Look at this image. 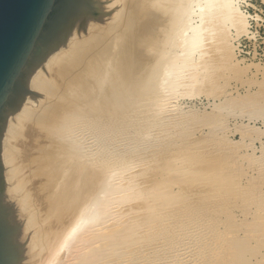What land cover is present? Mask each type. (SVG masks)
Instances as JSON below:
<instances>
[{
	"label": "bare ground",
	"instance_id": "obj_1",
	"mask_svg": "<svg viewBox=\"0 0 264 264\" xmlns=\"http://www.w3.org/2000/svg\"><path fill=\"white\" fill-rule=\"evenodd\" d=\"M152 1H154V3H150L151 0L150 1L147 0L146 3L149 2V4L146 5V7L147 6L149 8L154 7V8L158 9V10H156V9L154 10L153 9V12L156 11V13H157L159 11V14H160L159 16H161L160 24L162 26V30L164 29L163 32H161L162 33V38L158 40L159 42L156 39V37H157L156 35H154V36L149 38V45H150L149 48L151 49V51H154V52L157 51L158 52L159 49H160V45L161 46L163 45L162 42H167L168 38H170L169 36H170V33H171L172 29H174V30L176 29V31L174 33H176V32L178 33V31H177V30H179L178 28H180V30H181L182 28L185 27V25L187 26V24L189 22L190 11H191V9H193V5H195L197 1L196 0H152ZM118 2L119 3L121 2L123 7L121 6L122 7L121 11L116 13V18H119V20H117V21H120L124 17H125V19H127V14H126L127 12H125V9L127 8L126 7L127 3H124L122 0H117V1H115V4L118 3ZM155 2H158L157 6H155V4H156ZM139 3H141V2H139ZM234 4H235L234 0H205L204 3L198 4V7H199L200 12H201L199 14V16L200 15L202 16V17L200 16L201 18L199 17V20L201 21V24H198L195 29L193 28L194 31H193L192 35H187L184 38H182V40H181V44L180 45L183 48V53L184 54H182V56H183L184 59L182 58L181 61H176L178 59H176V58H175L176 60L175 59H171L172 57L170 55H168V56L166 55V57H164L165 55L163 56V54H161V56L158 57V60L156 61V63L153 65V72L151 73V76L147 77L146 83L144 82L143 86H146V84L148 86V84H149L148 81L150 79H152V81L150 80V84H151V82L154 83L155 79H156V73L158 72V69H162V67L164 69H166L168 72L171 71V70H174V73H176L178 71H182L181 69H183V68H185V67H187L189 65L190 58H192L191 56L194 55L193 53L197 52L198 48L200 46H202V45H199V44H201L202 41H204L203 40V36H204L203 29L205 28L204 27L205 23H208L205 20L207 18H205L204 15L207 14L210 10L213 12V10L217 8V12H219L218 14H221V17L224 20V22H228V21L234 20L235 16H236V18L240 17V18L244 19L245 16L244 17L242 16V13L239 12V9ZM214 6H216V8H213ZM212 8H213V10H212ZM141 10H143V8ZM212 12L210 13L211 15H212ZM216 13H215V10H214L213 14H216ZM210 14L208 13L209 17H210ZM239 14H240V16H239ZM157 17H158V15H157ZM218 17L221 18L220 16H218ZM218 17H216V18H218ZM210 18H211V20L213 19L212 17H210ZM216 18L214 17L215 20H216ZM218 20L219 19H217V21ZM125 22H126V24H128L127 20ZM132 22H131V24H132ZM137 22H138V20H137ZM212 22L213 21H210V23H212ZM220 22H221V19H220ZM214 24H212V25H214ZM217 24H218V22H217ZM123 30H124V28H123ZM119 32H117L116 29L114 30V28H112V27H110L108 30L104 29L102 26H98L97 25V21H94L91 25L88 26L87 36L82 34V39H81L79 36L73 34L72 37L69 40L68 48H61L59 50V57H54V58L50 57L47 60V62L45 63V68L41 67L33 75V77H31V88L33 90H35L36 92H38L39 94H41V96H44V97L47 96L48 97V101L45 100V99L42 100V102H46V103L41 105V101H38V100L33 99V98H27L25 104L20 109V111L17 113V121L16 122L12 121V120L8 121L6 132H5V136L3 138V148H2L3 162H5L6 166L10 165L11 161H14V158L12 159L13 155L9 154V153H12V152H9L10 149H11V148H9V141H11V140L12 141L10 142V144L13 142V145L14 146L16 145V148L18 147V148L25 149L27 154H32V152L35 154V155L32 154L31 156L29 155V158L26 160V162H22V166L19 167L20 170L22 172H24L28 176L26 178L25 177L26 175H25L24 176L25 178H21L20 183L18 182L17 186L13 185L12 178L9 176V171L8 172L6 171V174H7L6 178H7V182H8L7 183L8 187H7V190H6L7 199L9 201L13 202V198L16 196V193H22L23 189H25V186L27 185V183L29 184L31 182L32 186L34 185L32 187V190H29V189L27 190L26 189L25 193L23 194L24 197L22 196L24 198L23 202H24L25 208L28 210V208L30 209L31 206H32V208H34L36 206L41 207V209L37 210V211L35 210V208L33 209L35 211L32 213L31 218L24 217L22 215V213H21V209L18 211V215H17V217H22L24 219V221L26 222L25 240H30L29 247H28V250H27V254H26V257H25V260H30L28 264H53L58 259H59V261H58L59 263L58 264H113V261L110 262L111 260H114V259H112L110 257L111 254H112V257H113V255H115L116 258L115 257L114 258L117 259V261L119 260L120 264H121V262H122L121 258L122 257L124 258V255L126 256V253L128 252V251H125L127 248H129L131 245L132 246L138 245L140 243L139 242L140 240H141V242L144 241V240L146 241L145 238H143L144 240L143 239L139 240L140 237H136V236H138V234H140L139 233V229H140L141 226H139V221H132L133 218L132 219L128 218L132 223L131 222L130 223H126L125 221L126 220L128 221V219H126L127 214L125 216L124 212L120 213L119 210L116 211V209L119 206L123 205L124 203L126 204V202L128 203L133 198L139 199L138 197H140V196H138L137 193L136 194L133 193V191L136 189V187L134 189V187L131 184V182L122 183V184L118 183L117 184L116 181L119 180V177H120L119 174H121L124 169H127L129 167L127 161H125L124 158H123V153H124V150H125L126 142H128V141H126L128 139V136H126V135H128L127 134L128 133L127 129H128V126H130V125H128L129 121L132 122V123L130 122L132 125L134 124V126H133L134 130L132 129V127H130L132 130H130L129 132L132 131L131 133L132 134H136V135H137V133H139V135H138L139 139L141 137H143V136H144L143 138H145V136L146 137L149 136L150 132H151L150 135L152 137L153 129H155V127H157L158 124H157L156 121H153L148 126V124L144 123L145 124L144 125L142 123V121L141 122L138 121L140 123V124H138L136 122L137 125L139 126V129H138V126L137 127L135 126L136 123H133V122L136 121V118H137L138 114L137 115L136 114L133 115L132 113L136 112V110H138L136 108L139 105V103L137 102L138 104H133L135 109H133L131 112H129L127 107H126L124 86L128 85L127 83L130 81L129 80L130 76H131V78H133L132 81L134 79L137 81L135 76H138V73H139L138 72L139 71L138 70V68H139L138 66H140L139 61L141 59L139 60V58L137 57V55L135 53L133 54V57L130 55L132 58L129 57L128 59H123L122 58V52L119 53L120 49H118L117 53L112 51V50H114V47L113 48L111 47L112 48V50H111V48L109 46H111L114 43L117 44L118 41H117V36H116L117 34L116 33L120 34ZM217 34L219 36V33H217ZM221 37H223V36L221 35ZM120 38H121V36H120ZM214 39H215V37H214ZM220 40L223 41L222 38H220ZM217 41H219V38H218ZM169 42L172 44V40H169ZM120 44H121V42H120ZM100 46H101V48H99ZM116 46H117V48L120 47L119 45H116ZM116 46H115V48H116ZM172 46H174V45L172 44ZM129 47H131V46H129ZM124 48H126V47H124ZM228 48H229V46H228ZM124 54H125V52H124ZM226 54H227V51H226ZM228 55H229V53L227 54V56ZM154 62L155 61L153 60L151 63H154ZM205 62H206V60H203V61L199 62L200 71L197 69V67L194 68V69H197L199 71L198 73H199V75L201 74V76L204 73L203 71L205 70V68H207V65L209 63V62L208 63L206 62L207 63L206 64ZM77 66H79L81 69L82 68L85 69V72L88 74V76L92 77V79H94V78L98 79L99 89L96 90L93 93L94 95L91 96L92 100L90 102L82 101L81 98H82L83 94H86L87 92H89L88 89H90V88L87 89L85 87L86 86H90L89 83L92 80H89L88 84H84L85 82L83 83V82L80 81V80L83 79L84 76H81V78H82L81 79V78H76L78 75L76 77L74 75V77L76 79L73 77V79L70 78V81L69 80L66 81L67 82L66 83L67 86H63L65 84H62V83H61L62 86H60L61 84L59 86H52L46 80L45 73L47 74V73H51L52 72L55 76L52 75V74L51 75L56 77V78H54L56 80V82H61L62 81L61 79H64V78H66L68 76V74H71L72 73L71 69H72V71H74V68L77 67ZM80 68H79V70H80ZM76 69H78V68H76ZM207 69H206V71H207ZM263 69H264V67H263ZM79 70H77V71H79ZM255 70H257V69L255 68ZM110 71H113L114 73H117L116 76H111V75H115V74H111L110 75V73H111ZM69 72H71V73H69ZM80 72H81V70H80ZM82 72H84V71H82ZM85 72H84V74H85ZM129 72H130V75H129ZM195 72H197V71L195 70ZM212 72H213V70H212ZM244 72H242V73H244ZM257 72H260V71H257ZM171 73H172V71H171ZM224 74H225V72H224ZM81 75H83V74H81ZM190 75H189V77H191ZM192 76L195 77V78L197 77L196 75L194 76V74ZM173 77H174V75H173ZM207 77H209V76H207ZM86 78L88 79V77H86ZM195 78H193V79H195ZM203 78H204V76H203ZM87 79H85V80H87ZM167 80H168V78H167ZM197 80L201 81L200 78L197 79ZM197 80L195 79L196 82H199ZM201 82H203V80ZM201 82H199V83H201ZM64 83H65V81H64ZM75 83L78 84V86L74 85V87H73L72 85L75 84ZM137 83L138 82L135 83L136 86L138 85ZM177 83H179V79H178ZM150 84H149V86H150ZM202 84H200V85H202ZM167 85L168 86L169 85H172V86L174 85L175 86V84H174V82H172V80L169 83L167 81ZM257 85H259V84H257ZM92 86H94V85H92ZM154 86H156L155 83L152 86V88H154ZM152 88H148V90H150ZM249 89H250V86H249ZM91 90H92V87H91ZM102 91H105V93L102 92ZM153 91L155 92L156 90L153 89ZM259 91H262V90H259ZM102 93H103V95H102ZM175 94H176V92H175ZM249 94H251V93L249 92ZM260 94H261V92H260ZM101 95L104 97V100H101V98H100ZM89 96L90 95H88V97ZM168 96H169V93H168ZM248 96H250V95H248ZM95 98H98V100H101V102L99 103L97 108H95L93 105H91L92 102H96V101H94ZM164 98H165V100L167 99L168 101L170 100L172 102L173 98L176 99L178 97L174 95V96H170L169 98H166V97H164ZM164 98H163V100H164ZM160 99H162V98H160ZM258 99L259 100L260 99L263 100L264 98H260L259 97V98H257V100ZM230 100H232V99H230ZM36 101L39 103V105L37 107H40V109L38 111L35 110L34 107H32L35 104ZM156 101H154V104H155ZM170 101L169 102L166 101V102L168 104H170ZM245 101H246V99H245ZM248 101H250V105L251 104L259 105L258 102H260V101H255V99H254V102H255L254 103V102H252L253 99H251V98H250V100L248 99ZM248 101H246V102H248ZM161 102H162V100H161ZM157 103H160V102H157ZM163 104H164V102H163ZM218 104L220 106V103H218ZM213 107H215V106L213 105ZM213 107H211V108H213ZM247 107L249 108V106H247ZM262 108H263V106H262ZM228 109H230V108H228ZM210 110H212V109H210ZM221 110L226 111L225 108H223ZM235 110L236 109H234V112H235ZM251 110H248V113H250V116L252 115L251 114V112H252ZM149 111H150V109H149ZM261 111H263V110H261ZM261 111H260V113H261ZM229 112L230 111H228L227 115H230ZM206 113H208V111ZM222 113H223V111H222ZM243 113H245L246 115H244ZM260 113L258 111L257 114L259 115ZM198 114H200V111H192L190 115L193 118H198L199 122L200 121H202V122L204 121V123H202V122L199 123L198 122L199 123L198 125L203 124L202 127H205L204 126L205 123H207V125H210V124L216 125V123H218V122L220 123V118L224 117V115L221 116V117L219 116L220 118L219 117L217 118L216 116H214V117L210 116L209 117V115L207 116V114L206 115H198ZM211 114H212V112H211ZM237 114L238 113H235L236 116L233 115V113L231 115H233L232 117L235 116V118H236L237 116L240 115V114L239 115H237ZM262 114H260V117L262 116ZM178 115L179 114H177V116ZM245 116L246 117H250L249 114L247 115L246 112H242L241 113V118L243 120L246 118ZM227 117H229V116H227ZM138 118H140V117H138ZM146 118H145V120H146ZM180 118H181V116H180ZM134 119H135V121H134ZM143 119L144 118H142V120ZM163 119H164V121H166L165 118H162V120ZM239 119H240V116H239ZM248 119L252 120L253 118L251 116ZM255 119H257V116L255 117ZM258 119H259V117H258ZM137 120H139V119H137ZM251 120H249V121H251ZM147 121H148V118H147ZM157 121L159 122V120H157ZM164 121H163V123L161 121V124H159V125H163ZM222 121H221V123H222ZM189 122L190 121H187V123H186V121H185L184 124L182 122L181 124L173 125V127H171V128L169 127V128L163 129L164 136H162V137H164L165 141H167V139H168V142L170 140L172 141L171 138H173L174 135L176 136L177 134H181V133L184 134L186 132L185 130H187V128L189 126V125L187 126L186 124H188ZM255 122H257V121H255ZM167 124H168V122L167 123L165 122V125H167ZM189 124H191V123H189ZM191 125H195V123H192ZM233 125H235V124H233ZM16 126H18V127H16ZM242 126H243V129L241 127H238V128H240V130H243V131L247 130V128H248V127L246 128L247 125L245 126V128H244V125H242ZM191 127H193V126H191ZM215 127L216 126H214V128ZM251 127L252 126H250L249 128H251ZM255 128H257V127H255ZM188 129H190V127ZM199 129H201V127ZM257 129L260 130L259 128H257ZM257 129H256V131H257ZM138 130H139V132H138ZM190 130H188V131H190ZM208 130H211V129H209V127H208ZM225 130H226V128H225ZM228 130H229V128H228ZM156 132L158 133V130ZM261 132H264V131L261 130ZM261 132H260V134H261ZM131 133H129V134H131ZM215 133H216V131H215ZM227 133H225V134H227ZM230 133H232V132H230ZM177 136L180 137V135H177ZM216 136H217V133H216ZM220 136L221 135H219L217 137H220ZM246 136H247V134H246ZM255 136H256V133H255ZM151 137H149V138H151ZM162 137H161V140L163 139ZM181 137H183V136H181ZM214 137H215V135H214ZM149 138H148V141H150ZM174 138L177 139L178 137H174ZM185 138L186 137H184V139ZM152 139L153 138H151V140ZM158 139H156V140H158ZM252 139L255 140L256 138L253 137ZM252 139H249L248 142H251L250 140H252ZM136 140H137V138H136ZM201 140H203V139H201ZM143 141H144V139H143ZM220 141H221V143L218 141L220 143V145H219L218 142H217L218 144L215 145L216 147L219 145L217 153L215 152V155L217 154L216 155V159L217 158L218 159H217V161L215 160L216 162L214 161V163L212 161L211 162V166H208V164L210 165V162L209 163L207 162V166L208 167H204V166H206V164L203 163V162L201 163V162L198 161L200 159L205 161L204 158H203L205 156V155H203V153H205V152L202 153V151H201L202 149L201 150H197V149L201 148L200 145H203L205 143H203V141H202V143L195 142L197 145L194 144L195 145V146H193L194 148L193 147L190 148V151H188L186 153V155L184 154L185 152L183 151L184 155H182V156L181 155H175L173 157H170L171 160L169 159V161H167L168 162L167 166L165 165V169L163 168V171L165 170V171L169 172L168 174H165V175H169L170 172L171 173L174 172V173H177V175H179V176H177L179 178L181 176H183V175H185V177H186V175H188L190 181L191 180H194L196 182H197V180L204 181V182L208 181L210 183V186L211 185L213 186L212 188L216 187L217 191H215V190L214 191H215V193H217V195H218L219 192H222V193H225L224 195L227 196V194H229V192L231 190V189L228 188L230 185L233 186V187L234 186H238V187H241V188L244 186V185L240 184L241 182L240 183L237 182V180L241 177V175H244L243 173L242 174L240 173V176H239L238 173L245 171V170H243L244 168L242 167L241 163H243L246 160L250 165H254V167H255V165L257 166L258 172L260 174V178L262 179L261 186L264 185V158H263L262 154H261V156L260 155L259 156H257V155L256 156H253V155L250 156V154L253 151V150H251L250 154L247 152V154H249V157L246 156V158H244V156L241 155L238 152L237 144L239 142L235 146L232 143H230L228 141V139H227V136H224V135H223V137L221 138ZM144 142H147V141H144ZM168 142H165L164 144H168ZM258 142H259V140H258ZM176 143H178V141H176L175 144H171V146L176 145ZM260 143H262V141ZM140 144H138V145H140ZM242 144L243 143L240 144V147L241 148H245V146H242ZM146 145H148V143ZM149 145H151V144L149 143ZM153 146H154V143H153ZM155 146H157V145L155 144ZM164 146H166V145H164ZM164 146L162 145V148ZM171 146H169V147H171ZM137 147H139V146H137ZM166 147H168V146H166ZM195 147H197V149ZM246 147H247V145H246ZM6 149H7V152H6L7 154L5 153ZM147 149H150V148L147 147ZM158 150H156V152ZM163 150H164V148H163ZM181 150H183V149H181ZM212 150H210V151H212ZM133 151H134V149H133ZM152 152H154V150ZM253 152H255V151H253ZM260 152L262 153V151H260ZM212 154H214V153H212ZM244 154H246V153H244ZM10 155H11V157H10ZM18 155H19V153H18ZM21 155H22L21 157H23V153ZM211 156L213 157V159H211L212 157H210V158L208 157L207 159L214 160L215 156H213V155H211ZM13 157H15V156H13ZM159 157H160V155H159ZM23 158H21V159H23ZM196 160L199 163V165H200V163L202 164V166L200 165V168L194 167L195 165H193V164H195ZM16 162H17V160H16ZM19 162H21V161H19ZM19 162H17V163H19ZM141 163H143V161ZM159 163L161 164V162H159ZM172 163H173V165H172ZM229 164L234 165V166L233 167H229L228 166ZM135 165H136V163H135ZM196 166H198V165L196 164ZM158 167H159V165H158ZM14 168L16 169V167H14ZM19 168L16 169V170H18V172H20ZM255 170H256V168H255ZM160 176L162 177V175H160ZM196 176L199 177L200 179H197ZM174 177H172V178H174ZM191 177H193L195 179H193ZM147 178H149V177H147ZM168 180H167V182L165 181V179L162 180V182H160V183L156 182L157 184L155 186H157V187H155V190H157V191L149 192L150 196H148V197H152L151 198L152 200L150 198L148 199V197H147V199L145 198L146 202H148V200H151L152 203L149 202L150 206L148 205L149 206V207L147 206L148 208L144 206L147 209V214H144L145 218L143 220V223L140 224V225L146 226V227L150 226V229H151V226L154 227L156 225V223L158 225H159V223L160 224L163 223V225H165V226L162 227V230L166 231L167 229L169 230L171 228L172 225H169L170 223H168L165 220H168L171 217H173V218L175 217V216H171V213H170V212H173L174 210L173 211L172 210L169 211L165 207L168 208L170 206L171 200H172V196L175 195V192H173L172 191L173 189L170 188L173 185L172 180L171 179L169 181ZM155 181H157V180H155ZM145 182H144V184H145ZM173 182L176 183V181H173ZM177 182L179 183V181H177ZM170 183H171V186H170ZM178 183H176V184H178ZM184 183H185V181L183 182V184ZM191 183H189L188 185H192ZM198 183H200V182L198 181ZM185 184H187V183H185ZM193 184H195V183H193ZM224 185L228 186L227 188L229 190H227L228 191L227 194H226L225 191L221 190V188ZM247 185L248 186L251 185L253 187L257 186L254 183L253 184L252 183L251 184H247ZM149 186H151V185H149ZM30 187H28V188H30ZM223 189H224V187H223ZM136 190H138V189H136ZM184 190H186V189H184ZM188 190L191 191L190 188ZM188 190H186V192ZM241 192H243V191H241ZM185 193L180 195V197H182ZM201 195H203V194H201ZM215 195L216 194H214V196ZM185 196H187V195H185ZM230 196H232V195H230ZM237 196H239V195H237ZM141 197H143V196H141ZM205 197H208V195L205 196ZM211 197H213V196H211ZM186 198H188V197H186ZM218 198H219V196H218ZM141 200H144V199H141ZM202 200H203V198H202ZM224 200H225V198H224ZM205 201L206 200H204V202ZM216 201L219 202L218 200H216ZM216 201H214L213 204H215ZM228 202H230V201H228ZM177 203H179V202H177ZM196 203H198V202L196 201ZM211 203H212V201H211ZM144 204H146L145 201L143 202V205ZM175 204L176 203H174V205ZM43 205H44V207H43ZM220 205H222V204H220ZM141 206H142V203H141ZM193 206H196V205L194 204ZM193 206H190V208L193 207ZM210 206H212V205L210 204ZM210 206L207 207V208L210 209V211L206 210L207 208L204 209L205 207H202V206H199V205L196 208H194V209L192 208L193 210L190 209L192 212H194L193 213L194 214L193 217H195V215H197L196 218L199 219V221H198V220H196L194 218L195 221L191 222V225L193 223L192 226L190 224L188 225V223H190V221H188V218L186 220L183 217V218H181L182 220H179L180 217L179 218L175 217V219L178 218V220L182 224V228H181L182 231H184L186 234H189L190 236L191 235H196V236H200L201 237V236L205 235V233H204V232H206L204 230L205 228L203 229V226H205V225L203 224V226H201L200 223L198 224L196 221L200 222V219H202L204 217H207L208 214L210 215V214H213V212L217 211L216 208L218 206L216 204H215V206L211 207L212 209L210 208ZM130 207H131V205H130ZM138 207L140 208V205ZM222 207H224V206H222ZM134 208H135V206H133L131 208V210H133ZM139 208L134 209L135 212L139 211ZM187 208H189V207H187ZM187 208H185V209L183 208V210H185V212H186ZM178 210H180V207H179ZM183 210H181V211H183ZM227 210L228 209H226V212H227ZM191 211L188 210L187 211L188 214ZM229 211H231V210H229ZM141 212H143V210H141ZM180 212H178V214ZM183 212H182V214H183ZM209 212H211V213H209ZM126 213H127V211H126ZM195 213H197V214H195ZM199 213L205 214V215H203V216L201 215L200 216ZM206 213H208V214H206ZM188 214H186V215H188ZM234 214H235V212H234ZM191 215H192V213H191ZM256 215H257V212H256ZM216 216H219V215L217 214ZM216 216L212 215V217L210 216L209 218L213 219V222H214L215 221L214 219L216 218ZM220 216H219V219L221 218ZM141 217L143 218V216H141ZM189 217H190V215H189ZM232 217H235V216H232ZM137 218H139V217H137ZM209 218H208V221H209ZM134 219H136V218H134ZM175 219H174V221H175ZM219 219L217 217V221H219ZM263 219H264V215H263ZM203 220L206 221L205 219H203ZM203 220H201L202 221L201 223H204ZM260 220H262V219L260 218ZM169 221H171V220H169ZM174 221H173V224H174ZM179 221L176 220V222H179ZM221 221H222V219H221ZM110 222H112V223H110ZM258 222H261V221H258ZM38 223H45V225H43L41 228H36V225H38ZM249 224L250 223H247V225H249ZM39 225L41 226V224H39ZM231 225H233V224H231ZM231 225H229V227ZM235 225L236 226H234V227H237V226H240V225L242 227H245L246 224L245 225L235 224ZM250 225L248 226L249 228H250ZM177 226H179V225H177ZM177 226H175L176 229H177ZM227 226L228 225H226V227ZM146 227H144V228H146ZM180 227H181V225H180ZM210 227H212V226H210ZM234 227H231L230 229H232ZM144 228H143V230H144ZM158 228H159V226L157 227V231H159ZM172 228H174V227H172ZM33 229H34V231H33ZM178 230H179V227L177 229V232H179V231L181 232V230H179V231ZM147 231H148V229H147ZM152 231H153V229H152ZM157 231L155 229L156 233H154V234H157ZM210 231H212V230L210 229ZM153 232H152V234H153ZM171 232L173 233V231H171ZM184 232H183V234H184ZM207 232H208V234L210 233L209 231H207ZM241 232H242V230H241ZM247 232H249V231H247ZM217 233H218V231H216V234ZM229 233H230V231H229ZM145 234H147V233H145ZM150 234L151 233L149 232L148 235H150ZM161 234H163V233L161 232ZM181 234H182V232H181ZM181 234H179V235H181ZM167 235H166V237H167ZM173 235H174V233H173ZM157 236H156V238H157ZM182 236H184V235H182ZM196 236H194V237H196ZM212 236H214V235H212ZM185 237H186V235H185ZM225 238H226V236H225ZM153 239H154V237H153ZM158 239H160V238H158ZM188 239H189V237H188ZM201 239H202V237H201ZM157 240L155 241V243L157 242ZM160 241L162 242V240H160ZM174 241H176V239ZM152 242H153V240H152ZM152 242H150V243H152ZM203 242L201 241V243H203ZM259 242H257V243H259ZM143 243H145V242H143ZM143 243H141V244H143ZM163 243L164 242H162L161 244H163ZM165 243H166V241H165ZM197 243H199V241H197ZM245 243H247V242H243V246H244L243 249L244 250L247 249L246 246H245ZM141 244H140V246L143 247ZM152 244H154V243H152ZM157 244H158V242H157ZM182 244L184 246L185 242L182 243ZM182 244H181V246H182ZM231 244H233V243H231ZM164 245L165 244H163V246ZM140 246H139V248H141ZM188 246H189V244H188ZM207 246L208 245H206V247ZM162 247L159 246L157 248L158 249L161 248V250H162ZM173 247H172V249H173ZM253 247H255V246L253 245L252 248ZM145 248L147 250V247H145ZM154 248H156V247H154ZM256 248L257 247H255L253 249H256ZM132 249H133V247H132ZM166 249H167V247H166ZM178 249H180V248H178ZM181 249L182 250L184 249V251H185L188 248L185 247V248H181ZM197 249H198V246H197ZM197 249H195V250L197 251ZM152 250H151V252H152ZM234 250H236V248H234ZM158 251L160 252V250H158ZM180 251L181 250H179V252ZM134 252H132V253H134ZM213 252H215V251L213 250ZM153 253H154V250H153ZM153 253H152V256L154 255ZM136 254H138V253H136ZM139 255H140V253L134 259L139 261ZM162 256H164V255H162ZM162 256H161V260L164 259V257H162ZM212 256H214V255L212 254ZM109 257L111 258V260L109 259ZM153 257H155V256H153ZM156 257H158V256H156ZM156 257H155V259H157ZM171 257H175V256H172V254H171ZM126 258H128V257H126ZM143 258L146 259V257H143ZM152 258H150V259H152ZM150 259H149V261H151ZM165 259H166V257H165ZM171 259H173V258H171ZM200 259H201V257H200ZM196 260H197V258H196ZM130 262H129V264H130ZM136 262L137 261H135V263ZM155 262H157V261L155 260ZM160 262L161 261H159V263ZM162 262H165V261H162ZM179 262H181V261H179ZM142 263H143V261H142ZM149 263L152 264L151 262H149ZM136 264H139V262H137ZM186 264H188V263H186Z\"/></svg>",
	"mask_w": 264,
	"mask_h": 264
},
{
	"label": "rangeland",
	"instance_id": "obj_2",
	"mask_svg": "<svg viewBox=\"0 0 264 264\" xmlns=\"http://www.w3.org/2000/svg\"><path fill=\"white\" fill-rule=\"evenodd\" d=\"M117 1V0H115ZM124 3H127V8L125 9V12H127V19L122 18L120 21H117V20H108V28L106 27H103L104 29H109L110 27L114 28V30L116 29L117 32H119L120 34L116 33L117 35V44L114 43L112 44L111 46H109L110 48L114 47V50H111L113 52H118V49L119 50V53L122 52V58L123 59H128L129 57H133V54L135 53L137 55V57L139 58V64L140 66H138V76H135V78L137 79V81L134 79L132 81L133 78H131L130 76V81L127 83L128 85L124 86V93H125V104H126V107L128 109L129 112H131L133 109H135V107L133 106V104H138L139 105L137 106L136 109V112H133L132 114L133 115H137V118H136V121L134 119L135 122L133 123H138L140 124L139 122L142 121V123L144 124H148V126L151 124V122L153 121H156L157 122V127H155V129H153V134H152V137H151V132L149 133V136H145V138L141 137L140 139L138 138L139 136V133L136 134H132L131 132H129L130 130H134V124L132 125L131 121H129L128 125V139L126 141V146H125V150H124V153H123V158L125 161H127L128 163V168L127 169H124L123 172L120 175L119 177V180L116 181V183L118 184H122V183H127V182H131V184L133 185L134 189L136 187V189L138 190H134L133 193H137L139 199H136V198H133L131 201H129L128 203L126 202V204L124 203L123 205L119 206L117 210L120 211V213L124 212V215L126 216V219H132V221H139V226L140 229H139V233L138 236L136 237H140V239H143L145 238L146 241H142L141 240L139 241L140 243L138 245H135V246H130L129 248H127L125 251H128L126 253V256L124 255V258L122 257L121 258V264H136L137 262H139V264H144L146 261L145 264H148L149 262H155V260L157 262H153L152 264H160L162 261H165V262H162L161 264H264V219H263V215H264V185L261 186V182H262V179L260 178V174L258 172V169H257V166L255 165H250L246 160L241 163L242 164V167L244 168L243 170H245L244 172H239L238 175L240 176V173L244 174V175H241V177L237 180V182H241L240 184L244 185L242 188L241 187H238V186H227V185H224V189L223 187L221 188L222 191H225L226 194L228 193L227 190L231 189L229 194L224 195L225 193H222V192H219L218 195L217 193H215L216 190V187L212 188L213 186L211 185L210 186V183L208 182H204V181H200V180H197L194 181V180H189V176L186 175H183L181 176L180 178L177 177L179 175H177V173H174V172H170L169 175H165V174H168L169 172L167 171H163V168L165 169V165L167 166L169 159L170 157H173L175 155H186V153L188 151H190V148H192L193 146L197 145L195 142H198V143H205L203 145H200V149H197V147H195L197 150H201L203 155H205L203 158L205 161H203L202 159L198 160L199 162H203L206 164V166L204 167H208V166H211V162L216 160V155H215V152L217 153V150H218V146L220 145L221 143V138L224 136H227V139L230 143H232L233 145L236 146L237 144V148H238V152L244 156V158H246V156L249 157V154L251 153V150L255 151L250 154V156H263L264 158V132H261L264 131V99H258L257 98H264V0H234V5L239 9V12L242 13V16L245 18L242 19V18H236V16L234 17V20L232 21H228V22H224V20L222 19L221 17V14H218L219 12H217V8L216 6H214L213 8H216L214 9L215 10V13L217 14H213L214 13V10L212 12V15L210 14L211 12L209 11L208 13L210 14V17H212L213 19L211 20V18L208 16V13L205 14V19L208 23H205L204 25V29H203V40L201 44L199 45H202L198 48L197 52L193 53L194 55L191 56L192 58H190V61H189V65L183 69H181L182 71H178L176 73H174V70H171V71H167L166 69H164L162 67V69H158V72L156 73V79H155V85L154 88H152V86L154 85V83L151 82L150 84V80L152 81V79H150L148 81V86L146 84V86H143V83L145 82L146 83V79L148 76H151V73L153 72V65L156 63V61L158 60V57L161 56V54H163L164 57H166V55H170L172 58L171 59H178L176 61H181L183 56L182 54L183 53V48L181 47V40L182 38H184L185 36L187 35H192L193 34V28L195 29L196 26L198 24H201V21L199 20V14L201 13L200 12V9L198 7V4H201V3H204L205 0H196V4L193 5V9H191L190 11V14H189V22L187 24V26L185 25L184 28H182L180 30V28H178L179 30L178 33H174L176 31V29H172L171 30V33H170V38H168L167 42H162V46L160 45V49L159 51H151V49L149 48L150 45H149V38L156 35V39L157 41L159 39L162 38V33L163 30H162V26L160 24L161 22V16H159V11L156 13V11L153 12V9L155 10H158L157 8H149L148 6L146 7V5L149 4V2L146 3L147 0H122ZM150 1V0H148ZM141 2V3H139ZM143 2V3H142ZM145 2V3H144ZM130 5H129V4ZM150 3H154V1L151 0ZM155 6L158 5V2H155ZM120 5V6H119ZM142 5V6H141ZM216 5V4H215ZM122 6V3L118 2V3H114V4H111V5H108V12L120 7V9L123 7ZM136 7V8H135ZM133 8V9H132ZM143 8V10H141ZM146 9V10H145ZM117 13V12H116ZM116 13L115 15L113 16V18H116ZM152 15H150V14ZM153 13V14H152ZM149 14V15H148ZM156 16H155V15ZM141 17H140V16ZM146 15V16H145ZM158 15V17H157ZM207 15V16H206ZM215 15V16H214ZM143 16V17H142ZM191 16V17H190ZM218 16H220L221 18H219ZM240 16V14H239ZM156 17V18H155ZM202 17V16H201ZM200 17V18H201ZM214 17H218L216 18V20L214 19ZM217 19H219L217 21ZM220 19H221V22H220ZM128 22V24H126V21ZM138 20V22H137ZM204 20V21H205ZM209 20V21H208ZM122 21V22H121ZM133 21V22H132ZM205 21V22H206ZM210 21H213L212 23H210ZM132 22V24H131ZM218 22V24H217ZM215 23V24H214ZM126 24V25H125ZM196 24V25H195ZM214 24V25H212ZM111 25V26H110ZM128 25V26H127ZM131 26V27H130ZM190 26V27H189ZM215 26V27H214ZM222 26V27H221ZM124 28V30H123ZM156 28V29H155ZM218 28V29H217ZM160 31H159V30ZM190 29V30H189ZM113 30V29H112ZM150 32V33H149ZM187 33V34H186ZM206 33V34H205ZM219 33V36L218 34ZM217 34V35H216ZM224 34V35H223ZM84 35V34H83ZM206 35V36H205ZM221 35L223 37H221ZM121 36V38H120ZM218 36V37H217ZM215 37V39H214ZM219 38V41H217ZM220 38H222L223 41L220 40ZM169 40H172V44L174 46H172V44L169 42ZM166 41V40H165ZM121 42V44H120ZM129 42V43H128ZM159 42V41H158ZM177 42V43H176ZM223 42V43H222ZM119 43V44H118ZM227 43V44H226ZM125 44V45H124ZM136 46H135V45ZM222 44V45H221ZM107 45V44H106ZM116 45H119L117 48ZM128 47H127V46ZM227 47H226V46ZM102 46V45H101ZM101 46L99 48H101ZM116 46V48H115ZM131 46V47H129ZM133 46V47H132ZM229 46V48H228ZM123 47V48H122ZM126 47V48H124ZM135 47V48H134ZM175 47V48H174ZM226 47V48H225ZM122 48V49H121ZM215 48V49H214ZM225 48V49H224ZM98 49V48H97ZM96 49V50H97ZM125 49V50H124ZM205 49V50H204ZM228 49V50H227ZM91 51V50H90ZM89 51V52H90ZM100 51V50H99ZM205 51V52H204ZM226 51H227V54L229 53V55L227 56L226 54ZM230 51V52H229ZM88 52V53H89ZM92 52V51H91ZM96 52V51H95ZM125 52V54H124ZM171 52V53H170ZM90 54V53H89ZM124 54V55H123ZM203 54V55H202ZM226 54V55H225ZM88 55V54H87ZM86 55V56H87ZM126 55V56H125ZM131 55V56H130ZM225 55V56H224ZM227 56V57H226ZM127 57V58H126ZM131 57V58H132ZM194 58V59H193ZM184 59V58H183ZM143 60V61H142ZM155 61L154 63H151L152 61ZM200 60V61H199ZM203 60H206V62L208 63L207 65V68H205V70L203 71L204 73L199 75V62L203 61ZM211 60V61H210ZM205 62V63H206ZM142 63V64H141ZM206 63V64H207ZM86 64V63H85ZM197 65V66H196ZM238 65V66H237ZM247 65V66H246ZM82 66V65H81ZM86 66V65H85ZM132 66V65H131ZM195 67H197V69H194ZM262 67V68H261ZM78 68V69H76ZM79 66L75 67L74 68V71H72L71 69V74H68V76L64 79H61L62 81L61 82H56V80L54 78L55 75L51 72V73H45V77H46V80L52 85V86H59L61 83L62 84H65L63 86H67L66 85V81H70V78L73 79L74 75L76 78H81V76H84L83 77V81L80 80L81 82H85L84 84H88L89 80H92L90 81L89 85L90 86H84L85 88H90L88 89L89 92H87L86 94H83L81 100L82 101H85V102H90L92 100V97L94 94V92L96 90L99 89V82H98V79L97 78H94L92 79V77L88 76V74L85 72V69H81V72L84 71V72H80L79 70ZM255 68L257 70H255ZM259 68V69H258ZM76 69V70H75ZM207 69V71H206ZM210 69V70H209ZM79 70V71H77ZM192 70V71H191ZM195 70L197 72H195ZM213 70V72H212ZM77 71V72H76ZM187 71V72H186ZM238 71V72H237ZM245 71V72H244ZM257 71H260V72H257ZM44 72V71H43ZM79 72V73H78ZM110 75L111 74H115V75H111V76H116L117 73H114L113 71H110ZM113 72V73H112ZM183 72V73H182ZM193 72V73H192ZM212 72V73H211ZM225 72V74H224ZM244 72V73H242ZM78 73V74H77ZM132 73V72H131ZM174 73V74H173ZM206 73V74H205ZM253 73V74H252ZM54 76H52V75ZM73 74V75H72ZM80 74V75H79ZM83 74V75H81ZM191 74V75H190ZM194 74V76L196 75L197 77H193L192 75ZM210 74V75H209ZM223 74V75H222ZM255 74V75H254ZM129 75H130V72H129ZM174 75V77H173ZM178 75V76H177ZM181 75V76H180ZM189 75L191 77H189ZM209 77H207V76ZM204 78L202 79L201 77ZM74 77V78H75ZM88 77V79L86 78ZM180 77V78H179ZM228 77V78H227ZM234 77V78H233ZM75 78V79H76ZM168 78V80H167ZM192 78V79H191ZM196 80L200 78V80L202 79L203 82L199 83V82H196ZM208 78V79H207ZM220 78V79H219ZM87 79V80H85ZM172 80V82H174L175 86L173 85H167V81L168 83ZM178 79H179V83L178 82ZM205 79V80H204ZM243 79V80H242ZM140 80V81H139ZM166 80V81H165ZM65 81V83H64ZM138 82L137 86L135 85L136 82ZM154 81V80H153ZM176 81V82H175ZM189 83H187V82ZM205 81V82H204ZM87 82V83H86ZM135 82V83H134ZM257 82V83H256ZM93 83V84H92ZM182 83V84H181ZM203 83V84H202ZM58 84V85H57ZM62 84L60 86H62ZM153 84V85H152ZM199 84V85H198ZM202 84V85H200ZM207 84V85H206ZM259 84V85H257ZM75 86H78V84H73L72 86L74 87ZM94 85V86H92ZM166 85V86H165ZM206 85V86H205ZM69 86V85H68ZM82 86V85H81ZM199 86V87H198ZM237 86V87H236ZM249 86H250V89H249ZM91 87H92V90H91ZM106 87V86H105ZM112 87V86H111ZM147 87V88H146ZM168 87V88H167ZM173 87V88H172ZM148 88H152L150 90H148ZM86 89V90H87ZM156 90L155 92L153 91ZM172 89V90H171ZM187 89V90H186ZM189 90V91H188ZM259 90H262V91H259ZM171 91V92H170ZM247 91V92H246ZM254 93H253V92ZM105 93V91H102ZM176 92V94H175ZM192 92V93H191ZM249 92L251 94H249ZM256 92V93H255ZM261 92V94H260ZM168 93H169V96H168ZM172 93V94H171ZM174 93V94H173ZM180 93V94H179ZM187 93V94H186ZM250 95V96H248ZM186 96H185V95ZM255 94V95H254ZM40 95V94H39ZM88 95H90L88 97ZM103 95V93H102ZM101 95V96H102ZM156 95V96H155ZM167 95V96H166ZM177 96L178 98H173L172 102L170 101V104H168L167 102H169L167 99L165 100L164 97L166 98H169L170 96ZM184 95V96H183ZM188 95V96H187ZM190 95V96H189ZM235 95V96H234ZM247 95V96H246ZM263 95V96H262ZM101 100H104V97L102 96ZM39 97H43L42 100H47L48 101V97L47 96H39ZM159 97V98H158ZM249 97V98H248ZM254 97V98H253ZM103 98V99H102ZM156 98V99H155ZM159 100H158V99ZM162 98V99H160ZM164 98V100H163ZM253 99L252 102H254V99L255 101H260L258 102L259 105H256V104H251L250 105V101H248V99L250 100ZM232 99V100H230ZM248 101L246 102L245 101ZM50 100V99H49ZM101 100H98V98H95L94 101L96 102H92L91 105H93L95 108L98 107L99 103L101 102ZM147 100V101H146ZM157 100V101H156ZM162 100V102H161ZM152 101V102H151ZM154 101L155 104H154ZM167 101V102H166ZM213 101V102H212ZM138 102V103H137ZM157 102H160V103H157ZM164 102V104H163ZM166 102V103H165ZM251 102V103H252ZM46 102H41V105L44 104ZM151 103V104H150ZM157 103V104H156ZM210 103V104H209ZM215 103V104H214ZM220 103V106L219 104ZM232 105H231V104ZM255 103V102H254ZM222 104V105H221ZM39 105V103L36 101L35 104L32 106L35 108V110H39L40 107H37ZM155 107H154V106ZM158 105V106H157ZM173 105V106H172ZM213 105L215 107H213ZM230 105V106H229ZM170 106V107H169ZM249 106V108L247 107ZM256 106V107H255ZM263 106V108H262ZM154 107V108H153ZM213 107V108H211ZM223 108H225L226 111L224 110H221ZM230 109H228V108ZM258 107V108H257ZM140 108V109H139ZM169 108V109H168ZM193 108V109H192ZM199 108V109H198ZM215 108V109H214ZM227 108V109H226ZM235 112H234V109ZM261 108V109H260ZM150 109V111H149ZM152 109V110H151ZM174 109V110H173ZM183 109V110H182ZM191 109V110H190ZM212 109V110H210ZM219 109V110H218ZM240 111H239V110ZM252 109V110H251ZM186 110V111H185ZM189 110V111H188ZM218 110V111H217ZM248 110H251V116H252V120L251 119H248L250 118V113H248ZM254 110V111H253ZM263 110V111H261ZM164 111V112H163ZM188 111V112H187ZM192 111H200V114L198 115H206L207 116L209 115V117H214L216 116L217 118L220 116H223L226 118H220V123L222 121V123L219 124L216 123V125H207V123L204 124L205 127H202L203 124H200L198 125L200 122L198 120V118H193L191 117V112ZM208 111V113H206ZM223 111V113H222ZM228 111H230V115H227L228 114ZM237 111V112H236ZM261 113L262 114V118L260 117V114L258 115L257 113ZM147 112V113H146ZM156 112V113H155ZM203 112V113H202ZM212 112V114H211ZM214 112V113H213ZM222 114H220V113ZM242 112H246L247 115L249 114L250 117H246L244 120L241 118V113ZM250 112V111H249ZM257 112V113H256ZM165 113V114H164ZM233 113V115H235V113H238L237 115L240 116V119H239V116H237L235 118L232 117L233 115H231ZM143 114V115H142ZM177 114H179L177 116ZM220 114V115H219ZM244 115H246L245 113H243ZM257 116V119H255V115ZM147 115V116H146ZM155 115V116H154ZM158 115V116H157ZM174 115V116H173ZM185 115V116H184ZM189 115V116H188ZM144 116V117H143ZM152 116V117H151ZM172 116V117H171ZM181 116V118H180ZM229 116V117H227ZM140 117V118H138ZM148 118V121H147V118ZM186 117V118H185ZM259 117V119H258ZM142 118H144L142 120ZM146 118V120H145ZM154 120H153V119ZM160 118V119H159ZM162 118H165L166 121H164V119L162 120ZM168 120H167V119ZM174 118V119H173ZM179 118V119H178ZM129 119V118H128ZM139 119V120H137ZM222 119V120H221ZM228 119V120H227ZM130 120V119H129ZM145 120V121H144ZM159 120V122L157 121ZM175 120V121H174ZM178 120V121H177ZM186 121H190L189 123H195V125H191V124H186L188 126V128L190 127V129H188L187 127V130H185L186 132L184 134H177V135H180L179 136H175L174 137H178L177 139L176 138H171V140L168 142V139L167 141L164 140V131L163 129H166V128H171L173 127V125H176V124H181L183 122ZM251 120V121H249ZM262 120V121H261ZM139 121V122H138ZM150 121V122H149ZM161 121L163 123L164 121V124L163 125H159L161 124ZM236 121V122H235ZM242 121V122H241ZM254 121V122H253ZM257 121V122H255ZM131 122V123H130ZM149 122V123H148ZM165 122L167 123L168 122V126L165 125ZM199 122V123H198ZM235 122V123H234ZM262 122V123H261ZM136 123V127L138 126ZM141 123V124H142ZM204 123V121L202 122ZM227 123V124H226ZM239 123V124H238ZM247 123V124H246ZM142 124V125H143ZM144 124V125H145ZM154 124V123H153ZM156 124V123H155ZM235 124V125H233ZM254 124V125H253ZM16 125V124H15ZM165 125V126H164ZM172 125V126H171ZM193 127H191V126ZM212 125V126H211ZM227 125V126H226ZM229 125V126H228ZM240 125V126H239ZM244 125V128L246 126L247 130L243 131V130H240V128L238 127H241L243 129V126ZM19 126V125H18ZM16 126V127H18ZM167 126V127H166ZM214 126H216L214 128ZM250 126H252L251 128H249ZM132 127V129L130 128ZM160 127V128H159ZM165 127V128H164ZM178 127V126H177ZM197 127V128H196ZM201 127V129L199 128ZM208 127L209 129L211 130H208ZM211 127V128H210ZM259 128L260 130H258L257 128ZM130 128V129H129ZM158 128V129H157ZM185 128V129H186ZM195 128V129H194ZM226 128V130H225ZM229 128V130H228ZM231 128V129H230ZM138 129H139V126H138ZM215 129V130H214ZM253 129V130H252ZM257 129V131H256ZM158 130V133L156 132ZM190 130V131H188ZM196 130V131H195ZM214 130V131H213ZM228 130V131H227ZM237 130V131H236ZM150 131V130H149ZM162 131V132H161ZM173 131V130H172ZM217 133V136L221 135L220 137H217L216 136V133ZM221 131V132H220ZM226 131V132H225ZM236 133H235V132ZM259 131V132H258ZM139 132V130H138ZM155 132V133H154ZM228 132V133H227ZM232 132V133H230ZM248 132V133H247ZM261 132V134H260ZM131 133V134H129ZM175 133V132H174ZM192 133V134H191ZM209 133V134H208ZM212 133V134H211ZM227 133V134H225ZM245 133V134H244ZM255 133H256V136H255ZM156 134V135H155ZM219 134V135H218ZM242 136H241V135ZM247 134V136H246ZM137 137H136V136ZM185 135V136H184ZM215 135V137H214ZM12 136V135H11ZM10 136V137H11ZM159 136V137H158ZM183 136V137H181ZM246 136V137H245ZM9 137V138H10ZM153 138L151 140V138ZM161 137L163 138L161 140ZM184 137H186L184 139ZM208 137V138H207ZM210 137V138H209ZM251 137V138H250ZM256 138L255 140L252 139V138ZM12 138V137H11ZM127 138V137H126ZM134 138V139H133ZM137 138V140H136ZM144 141H147V142H144ZM148 138L150 141H148ZM160 140H159V139ZM220 140H219V139ZM260 138V139H259ZM139 139V140H138ZM146 139V140H145ZM158 139V140H156ZM203 139V140H201ZM218 139V140H217ZM249 139H252L250 140L251 142H248ZM38 140V139H37ZM142 140V141H141ZM215 140V141H214ZM242 140V141H241ZM244 140V141H243ZM247 140V141H246ZM259 140V142H258ZM12 141V140H11ZM9 141V148L10 151L9 152H12V153H9L15 157L12 156V159L14 158V161H11L10 165L6 166L5 162H3L4 166H5V169H7L6 171L8 172L9 171V176L12 178V183L14 186H17L18 182L20 183V180L21 178H27L28 175H26L24 172H22L20 170L19 167L22 166V162H26V160L29 158V155L31 156L32 154H34L32 152V154H27L26 153V150L25 149H22V148H16V145L14 146L13 145V142L10 144ZM131 141V142H130ZM139 141V142H138ZM164 141V142H163ZM178 141V143H176V145H173L171 146V144H175V142ZM182 141V142H181ZM187 141V142H186ZM209 141V142H208ZM213 141V142H212ZM220 143H219V142ZM246 141V142H245ZM262 141V143H260ZM152 142V143H151ZM160 142V143H159ZM165 142H168V144H164ZM180 142V143H179ZM207 142V143H206ZM212 142V143H211ZM219 145L216 147L215 145H217L218 143ZM254 142V143H253ZM141 143V144H140ZM148 143V145H146ZM149 143L151 145H149ZM153 143H154V146H153ZM183 143V144H182ZM193 143V144H192ZM241 143H245L247 145L242 144V146H245V148H241L240 147V144ZM248 143V144H247ZM251 143V144H250ZM254 145H253V144ZM140 144V145H138ZM155 144L157 146H155ZM160 144V145H159ZM185 144V145H184ZM192 144V145H191ZM195 144V145H194ZM231 144V145H232ZM250 144V145H249ZM128 145V146H127ZM162 145H166V146H171V147H166L164 146V150L162 148ZM187 145V146H186ZM206 145V146H205ZM212 145V146H211ZM239 145V146H238ZM253 145V146H252ZM139 146V147H137ZM161 146V147H160ZM180 148H179V147ZM182 146V147H181ZM191 146V147H190ZM203 146V147H202ZM256 146V147H255ZM130 147V148H129ZM134 147V148H133ZM137 147V148H136ZM147 147H149L150 149H147ZM156 147V148H155ZM174 147V148H173ZM208 149H207V148ZM214 147V148H213ZM241 149H240V148ZM8 148V149H9ZM136 148V149H135ZM140 148V149H139ZM146 148V149H145ZM167 150H166V149ZM194 148V147H193ZM204 148V149H203ZM216 148V149H215ZM248 148V149H247ZM251 148V149H250ZM263 148V149H262ZM131 149V150H130ZM134 149V151H133ZM138 149V150H137ZM143 149V150H142ZM145 149V150H144ZM159 149V150H158ZM162 149V150H161ZM183 149V150H181ZM185 149V150H184ZM213 149V150H212ZM215 149V150H214ZM154 150V152H152ZM156 150H158L156 152ZM166 150V151H165ZM193 150V149H192ZM206 150V151H205ZM212 150V151H210ZM245 150V151H244ZM247 150V151H246ZM126 151V152H125ZM137 151V152H136ZM148 151V152H147ZM169 151V152H168ZM179 151V152H178ZM185 153H184V152ZM210 151V152H209ZM262 151V153L260 152ZM7 152V149L5 150V153ZM135 152V153H134ZM173 152V153H172ZM178 152V153H177ZM247 152L249 154H247ZM4 153V152H3ZM17 153V154H16ZM19 153V155H18ZM23 153V157H21ZM25 153V154H24ZM144 153V154H143ZM148 153V154H147ZM182 153V154H181ZM184 153V154H183ZM214 153V154H212ZM246 153V154H244ZM254 153V154H253ZM7 154V153H6ZM160 157H159V155ZM10 155V157H11ZM35 155V154H34ZM141 155V156H140ZM211 155L215 156L214 160H209L207 159L208 157H212ZM143 156V157H142ZM149 156V157H148ZM18 157V158H17ZM162 157V158H161ZM23 158V159H21ZM26 158V159H25ZM144 158V159H143ZM19 159V160H18ZM127 159V160H126ZM158 159V160H157ZM160 159V160H159ZM213 159V157L211 158ZM19 162L17 163L16 162ZM141 160V161H140ZM171 160V159H170ZM208 160V161H207ZM232 160V159H231ZM129 161V162H128ZM143 161V163H141ZM157 161V162H156ZM194 161V160H193ZM215 161V162H216ZM161 162V164L159 163ZM207 162L209 163L210 162V165L208 164L207 166ZM220 162V161H219ZM21 163V164H20ZM136 163V165H135ZM138 163V164H137ZM200 163V165L202 166V164ZM193 164V163H192ZM196 164L198 166H196ZM245 164V165H244ZM18 165V166H17ZM159 165V167H158ZM173 165V163H172ZM195 165L194 167H198L200 168V165L199 163L197 162V160L195 161ZM161 166V167H160ZM229 167H233L234 165H231L229 164L228 165ZM14 167L19 168V171L16 170ZM228 167V168H229ZM256 168V170H255ZM14 169V170H13ZM157 169V170H156ZM16 170V171H15ZM159 171V172H158ZM163 171V172H162ZM17 172V173H16ZM137 172V173H136ZM154 172V173H153ZM165 172V173H164ZM167 172V173H166ZM174 173V174H173ZM23 174V175H22ZM172 174V175H171ZM176 174V175H175ZM26 175V176H25ZM126 175V176H125ZM162 175V177L160 176ZM258 175V176H257ZM7 176V174H6ZM25 176V177H24ZM135 176V177H134ZM168 176V177H167ZM175 176V177H174ZM238 176V177H239ZM123 177V178H122ZM149 177V178H147ZM153 177V178H152ZM164 177V178H163ZM174 177V178H172ZM177 177V178H176ZM197 177V176H196ZM114 178V177H113ZM146 178V179H145ZM167 178V179H166ZM179 178V179H178ZM193 178V177H191ZM190 178V179H191ZM144 179V180H143ZM149 179V180H148ZM167 182V180L171 179L172 180V183L173 185L171 186V183H170V188L173 189L172 191L175 192V195L172 196V200H171V204L170 206L167 208L165 207L167 210L169 211H173V212H170L171 213V216H175V217H180L179 220H182L181 218H185L187 220L188 218V221H190V223H188V225L190 224L191 225V222H194L195 219L199 221L198 218H196L197 215L194 216V212H192L190 209H194L196 208L198 205L199 206H202V207H205L204 209H206L207 207L210 206V204L212 206H215V204L219 207L216 208L217 211L213 212V214H208L207 217H204L202 219H200V222L196 221L198 224L200 223L201 226H203V224L205 226H203V229L206 231L204 232L205 235L201 236H196V235H189V234H186L184 231H182V224L180 223V221L177 219H175V217H171L169 218L168 220H165L167 221L168 223H170L169 225H172L171 228L168 230H162V227L165 226L163 225V223H159V225L156 223V225L154 227L151 226V229H150V226L147 228L146 226H142L140 224L143 223V220L145 218L144 214H147V209L145 207H147L149 205V202L152 203V197H148L150 196L149 195V192H153V191H157L155 190V186L157 183H160L162 182V180H164ZM185 179V180H184ZM195 179V178H193ZM197 179H200L199 177H197ZM244 179V180H243ZM148 180V181H147ZM157 180V181H155ZM168 180V181H169ZM187 180V181H186ZM119 181V182H118ZM143 181V182H142ZM146 181V182H145ZM155 181V182H154ZM173 181H176V183H178L177 181H179L178 184H176L175 182ZM185 181V183L187 184H183V182ZM194 181V182H193ZM198 181L200 183H198ZM256 183H255V182ZM145 182V184H144ZM157 182V183H156ZM192 182V183H191ZM203 182V183H202ZM256 184L257 186L253 187V186H248L247 184ZM8 183V182H7ZM142 183V184H141ZM153 183V184H152ZM155 183V184H154ZM189 183H191L192 185H188ZM195 183V184H193ZM130 184V183H129ZM130 184V185H131ZM141 184V185H140ZM183 184V185H182ZM199 184V185H198ZM31 187H30V186ZM151 185V186H149ZM34 186V185H33ZM32 184L31 182L25 186V189H23V192L22 193H16V196L13 198V201L15 202L14 204H17V209L18 211L21 209V213L24 217H29L31 218L32 216V213L36 210H40L41 207H34L35 210H33L34 208H31L28 210L25 208V205H24V202H23V197H24V193L26 191V189L28 190H32ZM148 186V187H147ZM183 186V187H182ZM8 187V185H7ZM30 187V188H28ZM132 187V188H133ZM187 187V188H186ZM192 187V188H191ZM229 189H228V188ZM154 188V189H153ZM182 188V189H181ZM190 188L191 191H189L188 189ZM227 188V189H226ZM153 189V190H152ZM162 189V188H161ZM180 191H178V190ZM188 190L186 192V190ZM212 189V190H211ZM183 190V191H182ZM193 190V191H192ZM215 190V191H214ZM220 191V190H219ZM243 191V192H241ZM139 192V193H138ZM186 192V193H185ZM234 192V193H233ZM183 193H185L182 197H180V195H182ZM216 194L214 196V194ZM200 194V195H199ZM203 194V195H201ZM187 195V196H185ZM189 195V196H188ZM192 195V196H191ZM194 195V196H193ZM208 197H205L207 196ZM232 195V196H230ZM239 195V196H237ZM23 196V197H22ZM143 196V197H141ZM146 196V197H145ZM213 196V197H211ZM219 196V198H218ZM224 196V197H223ZM150 198L151 200H148V202H146V199ZM188 197V198H186ZM196 197V198H195ZM210 197V198H209ZM228 197V198H227ZM146 198V199H145ZM186 198V199H185ZM203 198V200H202ZM212 198V199H211ZM225 198V200H224ZM227 198V199H226ZM141 199H144V200H141ZM174 199V200H173ZM197 199V200H196ZM185 200V201H184ZM188 200V201H187ZM203 202H202V201ZM204 200H206L204 202ZM216 200H218L219 202H217ZM221 200V201H220ZM145 201V203L147 204H144L143 205V202ZM191 201V202H190ZM195 201V202H194ZM196 201L198 203H196ZM212 201V203H211ZM215 202V204H213V202ZM223 201V202H222ZM226 201V202H225ZM230 201V202H228ZM179 202V203H177ZM221 202V203H220ZM141 203H142V206H141ZM150 203V204H151ZM173 203V204H172ZM174 203H176L174 205ZM228 203V204H227ZM181 204V205H180ZM186 204V205H185ZM196 205V206H193V205ZM198 204V205H197ZM204 204V205H203ZM222 204V205H220ZM225 204V205H224ZM231 204V205H230ZM38 205V204H37ZM128 205V206H127ZM131 205V207H130ZM140 205V208L138 207ZM157 205V204H156ZM173 205V206H172ZM229 205V206H228ZM41 206V205H40ZM135 206L134 209H137L139 208V211L135 212V210H131V208ZM145 206V207H144ZM150 206V205H149ZM148 206V207H149ZM190 206H193L190 208ZM210 206V208L212 207ZM224 206V207H222ZM38 207V208H37ZM44 207V205H43ZM124 207V208H123ZM147 207V208H148ZM180 207V210H178ZM189 207V208H187ZM222 207V208H221ZM231 207V208H230ZM121 208V209H120ZM145 208V209H144ZM182 208V209H181ZM183 208H187L186 210L188 211H191L188 212L185 210H183ZM221 208V209H220ZM257 210H256V209ZM260 208V209H259ZM176 209V210H175ZM192 209V210H193ZM212 209V208H211ZM226 209L227 212H226ZM233 209V210H232ZM130 210V211H129ZM141 210H143V212H141ZM166 210V211H167ZM183 210V211H181ZM206 210H209V208H207ZM215 210V209H214ZM231 210V211H229ZM261 210V211H260ZM24 211V212H23ZM127 211V213H126ZM145 211V212H144ZM181 211V212H180ZM220 211V212H219ZM225 211V212H224ZM255 211V212H254ZM131 212V213H130ZM133 212V213H132ZM139 212V213H138ZM178 212H180L178 214ZM183 212V214H182ZM217 212V213H216ZM235 212V214H234ZM256 212H257V215H256ZM174 213V214H173ZM192 213V215H191ZM211 213V212H209ZM224 213V214H223ZM132 214V215H131ZM176 214V215H175ZM181 214V215H180ZM188 214V215H186ZM197 214V213H195ZM200 216L202 215H205V214H201L199 213ZM221 215L220 219H219V216H216V215ZM234 214V215H233ZM259 214V215H258ZM20 215V214H19ZM190 215V217H189ZM212 215L216 216V218L214 219L215 221L213 222V219L209 218L210 216L212 217ZM225 215V216H224ZM229 215V216H228ZM143 216V218L141 217ZM147 216V215H146ZM186 216V217H185ZM199 216V217H200ZM232 216H235V217H232ZM254 216V217H253ZM139 217V218H137ZM217 217L219 219V221H217ZM228 217V218H227ZM136 218V219H134ZM190 218V219H189ZM195 218V219H194ZM207 218V219H206ZM208 218H209V221H208ZM260 218L262 220H260ZM128 219V221L126 220L125 222L126 223H130L131 221ZM175 219V221H174ZM203 219H205L206 221H204ZM212 221H211V220ZM222 219V221H221ZM258 219V220H257ZM171 220V221H169ZM179 221V222H176ZM203 220L204 223H201ZM231 220V221H230ZM236 220V221H235ZM173 221H174V224H173ZM187 221V222H188ZM211 221V222H210ZM221 221V222H220ZM249 221V222H248ZM258 221H261V222H258ZM164 222V221H163ZM172 222V223H171ZM176 222V223H175ZM195 222V223H196ZM208 222V223H207ZM237 222V223H236ZM112 223V222H110ZM132 223V222H131ZM180 223V224H179ZM247 223H250V228L248 227L249 225H247ZM41 224V226L39 225ZM214 224V225H213ZM222 224V225H221ZM233 224V225H231ZM235 224H242V225H245V227H242L241 225L240 226H237V227H234L236 226ZM263 224V225H262ZM39 225V226H38ZM38 225H36V228H41L43 225H45V223H38ZM179 225V226H177ZM181 225V227H180ZM193 225V223H192ZM191 225V226H192ZM212 227H210V226ZM226 225H228L226 227ZM229 225H231L229 227ZM159 226V231H157V227ZM161 226V227H160ZM175 226H177V229L179 227V230H181V232H177V229L175 228ZM215 226V227H214ZM217 226V227H216ZM224 226V227H223ZM247 226V227H246ZM263 226V227H262ZM144 230H143V228ZM174 227V228H172ZM209 229H208V228ZM231 227H234L232 229H230ZM262 227V228H261ZM35 228V229H36ZM157 231V234H154L156 233L155 232V229ZM161 228V229H160ZM214 228V229H213ZM229 228V229H228ZM255 228V229H254ZM148 229V231H147ZM153 229V231H152ZM172 229V230H171ZM175 229V230H174ZM210 229L212 231H210ZM260 229V230H259ZM151 230V231H150ZM161 230V231H160ZM173 231V233L171 231ZM242 230V232H241ZM34 231V229H33ZM143 231V232H142ZM145 231V232H144ZM147 231V232H146ZM176 233H175V232ZM209 231L210 233L208 234ZM215 233H214V232ZM216 231H218V233L216 234ZM224 231V232H223ZM230 231V233H229ZM249 231V232H247ZM142 232V233H141ZM151 233L150 235H148V233ZM153 232V234H152ZM161 232L163 234H161ZM166 232V233H165ZM184 232V234H183ZM251 232V233H250ZM147 233V234H145ZM172 233V234H171ZM207 233V234H206ZM212 233V234H211ZM221 233V234H220ZM160 234V235H159ZM165 234V235H164ZM168 234V235H167ZM181 234V235H179ZM158 235V236H157ZM163 235V236H162ZM167 235V237H166ZM184 235V236H182ZM186 235V237H185ZM214 235V236H212ZM221 235V236H220ZM152 236V237H151ZM157 236V238H156ZM172 238H171V237ZM196 236V237H193ZM211 236V237H210ZM226 236V238H225ZM252 236V237H251ZM147 237V238H146ZM154 237V239H153ZM179 239H178V238ZM189 237V239H188ZM200 237V238H199ZM246 237V238H245ZM260 237V238H259ZM160 238V239H158ZM170 238V239H169ZM174 238V239H173ZM219 238V239H218ZM158 239V240H157ZM176 239V241H174ZM204 239V240H203ZM213 239V240H212ZM153 240V242H152ZM157 240V242L155 243V241ZM162 240V242H164L163 244H165L163 246V244H161L162 242L160 241ZM170 240V241H169ZM178 240V241H177ZM181 242H180V241ZM220 240V241H219ZM166 241V243H165ZM188 241V242H187ZM195 241V242H194ZM197 241H199V243H197ZM201 241L203 243H201ZM207 241V242H206ZM260 241V242H259ZM145 242V243H143ZM154 244H152V243ZM173 242V243H172ZM175 242V243H174ZM184 246L182 243H184ZM243 242H247L245 243V246H246V250H244V246H243ZM259 242V243H257ZM143 243V244H141ZM178 245H177V244ZM195 245H194V244ZM208 245L206 247V245ZM211 243V244H210ZM222 243V244H221ZM233 243V244H231ZM263 243V244H262ZM140 244L143 246L141 247ZM157 244V245H156ZM173 244V245H172ZM182 244V246H181ZM189 244V246H188ZM193 244V245H192ZM199 244V245H198ZM259 244V245H258ZM148 245V246H147ZM150 245V246H149ZM154 245V246H153ZM187 245V246H186ZM211 245V246H210ZM218 245V246H217ZM255 246L257 247L256 249H253L255 247L252 248V246ZM257 245V246H256ZM139 246L141 248H139ZM162 247V250L161 248H157V247ZM167 249H166V247ZM171 246V247H170ZM174 246V247H173ZM176 246V247H175ZM197 246H198V249H197ZM202 246V247H201ZM133 247V249H132ZM147 247V251L146 248ZM156 247V248H154ZM173 247V249H172ZM188 248L184 251V249L182 250L181 248ZM206 247V248H205ZM180 248V249H178ZM209 248V249H208ZM234 248H236V250H234ZM153 249L154 250V253H153V250L151 252V250ZM156 249V250H155ZM171 249V250H170ZM178 249V250H177ZM191 249V250H190ZM197 249V251L195 250ZM204 249V250H203ZM137 250V251H136ZM160 250V252L158 251ZM179 250H181L179 252ZM189 250V251H188ZM202 252H201V251ZM213 250L215 252H213ZM135 251V252H134ZM144 251V252H143ZM165 251V252H164ZM256 253H255V252ZM134 252V253H132ZM156 252V253H155ZM159 252V253H158ZM176 252V253H175ZM179 252V253H178ZM182 252V253H181ZM185 252V253H184ZM194 252V253H193ZM207 252V253H206ZM63 253V252H62ZM136 253H140L139 255V261L134 259L136 256H138V254ZM152 253L154 254L153 256H158L156 257L157 259H155V257L152 256ZM192 253V254H191ZM205 253V254H204ZM252 253V254H251ZM164 256H162V255ZM171 254L172 256H175V257H171ZM195 254V255H194ZM212 254L214 256H212ZM247 256H246V255ZM170 255V256H169ZM181 255V256H180ZM130 256V257H129ZM133 258H132V257ZM151 256V257H150ZM160 256V257H159ZM161 256L164 257L163 260H161ZM185 256V257H184ZM194 256V257H193ZM211 256V257H210ZM114 259V260H111V258ZM109 259L111 260L110 262L113 261V264H120V261L117 259H115V255H113L112 257V254L110 255ZM115 257V258H114ZM128 257V258H126ZM143 257H146L143 258ZM153 257V258H152ZM166 257V259H165ZM183 257V258H182ZM190 257V258H189ZM201 257V259H200ZM210 257V258H209ZM126 258V259H125ZM131 260H130V259ZM151 261H149V259ZM160 258V259H159ZM173 258V259H171ZM183 260H182V259ZM197 258V260H196ZM206 258V259H205ZM134 259V260H133ZM153 260V261H152ZM168 260V261H167ZM206 260V261H205ZM59 259L56 260L53 264H58L59 262ZM127 261V262H126ZM135 261H137L135 263ZM143 261V263H142ZM159 261H161L159 263ZM181 261V262H179ZM190 262V263H189ZM202 262V263H201ZM205 262V263H204ZM150 264V263H149Z\"/></svg>",
	"mask_w": 264,
	"mask_h": 264
},
{
	"label": "water",
	"instance_id": "obj_3",
	"mask_svg": "<svg viewBox=\"0 0 264 264\" xmlns=\"http://www.w3.org/2000/svg\"><path fill=\"white\" fill-rule=\"evenodd\" d=\"M115 0H0V264H28L30 240H25L26 222L17 217L15 202L7 199L6 169L2 148L9 120L27 98L42 102L31 88V77L51 57L68 48L72 35L82 39L97 21L108 28L120 7L108 12Z\"/></svg>",
	"mask_w": 264,
	"mask_h": 264
}]
</instances>
